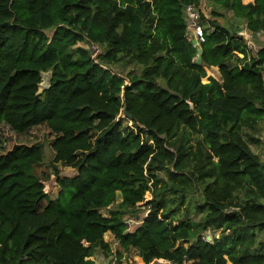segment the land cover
Listing matches in <instances>:
<instances>
[{"label":"trees","instance_id":"obj_1","mask_svg":"<svg viewBox=\"0 0 264 264\" xmlns=\"http://www.w3.org/2000/svg\"><path fill=\"white\" fill-rule=\"evenodd\" d=\"M200 5L0 0V125L17 134L43 127L61 188L58 203L45 206L49 193L35 174L42 144L0 150V264H95L98 251L120 264L133 250L144 264H264V163L240 133L264 121V45L254 55L244 36L202 15L210 30L199 64L185 11ZM211 5L264 40V0ZM87 41L102 48L96 58L78 46ZM128 63L142 70L126 84L109 68ZM211 68L221 81L204 83ZM59 165L77 173L63 177ZM160 172L187 186L168 189ZM200 183V199L186 208ZM141 207L146 215L129 230L126 217ZM208 231L220 235L206 242Z\"/></svg>","mask_w":264,"mask_h":264},{"label":"rangeland","instance_id":"obj_2","mask_svg":"<svg viewBox=\"0 0 264 264\" xmlns=\"http://www.w3.org/2000/svg\"><path fill=\"white\" fill-rule=\"evenodd\" d=\"M201 7L200 10L202 14L206 17V19L213 20L214 18L218 19L222 25H224L232 34H237L239 36H244V38H247V47L249 50L256 55L257 52L260 50V48L264 45V40L262 35H254L252 34L247 26L245 21L239 22L235 19L232 12H223V14L220 17L214 16L212 8V0H201ZM235 19V20H234ZM237 23V26L234 24ZM207 31L210 30L208 26H206ZM54 32H46L45 36L51 40ZM190 38V37H189ZM78 46L84 47L86 49H90L93 52L94 58H96L97 55L102 53V48L96 44V43H89L87 42H79ZM242 57V56H241ZM111 71H113L116 75L127 79L126 84H129V74H140L142 68L136 66L135 64L128 63V64H121L118 67H110ZM52 76V72H47L42 75V84L40 85L39 93H42L44 89L48 88L50 85V79ZM209 78H215L217 80L221 81V75L219 73L218 68H211L207 71V77L203 80L204 83L209 82ZM121 118H126L124 112L121 116ZM127 119V118H126ZM125 125H131L129 122H125ZM240 133L243 137V139L247 142L251 150L255 155H257L261 162L264 163V121L259 122L258 126L256 128H242L240 130ZM202 139V137H199ZM255 141H257L255 143ZM12 143L16 144H25V145H33V144H42L44 147V161L41 165L36 167L35 174L37 177L41 178L42 181L45 183L46 190L49 193V197L45 201V206L48 204V201H52V203H58L59 195L61 193V188L58 186L56 182V178L54 176V171L52 169V157H53V151L50 146V141L46 136V133L44 132V129L42 126L34 127L31 130H29L25 134H17L15 133L9 126L2 124L0 125V150H5L8 148ZM58 170L61 173V176L63 177H71L74 174H76V170L64 166L59 165ZM171 170H173V167H171ZM159 178L167 182V188L170 189L172 187L176 188L177 190L181 191V187L184 185V182L181 181V183H174L170 181V176L168 172H160L158 174ZM182 179V178H181ZM184 186H187L186 184ZM198 191L196 193L193 189H191V193L189 191V197L188 202L186 205V208L190 206V203L193 202L195 199L191 198H198V193L203 191L205 188V184L200 183L197 185ZM70 194H67L68 199L72 191L69 192ZM168 197H172L171 191L166 192ZM149 200H153L155 198V195H149ZM63 201L62 204H65ZM122 202V196L121 194H118L116 204L111 206L108 209L101 210L100 212L104 216H108L109 212L111 210L116 209L117 205ZM149 207H141L138 210H133L134 213H132V216L126 217V221L129 224V230H132L133 228L138 226L141 223V219L146 215L147 209ZM108 235V234H107ZM209 235L213 239L214 237H219L220 232H214L209 231ZM263 237V236H262ZM112 244V247L114 250H117V244L114 245L115 239L112 238L109 241ZM95 264H118L117 260L115 258H109L106 259L103 257V255L98 251L94 258H91ZM120 264H144L143 260L139 256L137 251H131L130 253H127L126 257L124 258L123 262ZM152 264H170L167 261L164 260H157L153 262Z\"/></svg>","mask_w":264,"mask_h":264},{"label":"built area","instance_id":"obj_3","mask_svg":"<svg viewBox=\"0 0 264 264\" xmlns=\"http://www.w3.org/2000/svg\"><path fill=\"white\" fill-rule=\"evenodd\" d=\"M185 12L187 20L188 39L192 43V45L197 49L198 47H201V45L206 41V27L203 25L202 22L203 14L200 8H197L195 6H188ZM193 42H195V44H193ZM203 240L206 242H212V238L209 235V231L203 236Z\"/></svg>","mask_w":264,"mask_h":264},{"label":"crops","instance_id":"obj_4","mask_svg":"<svg viewBox=\"0 0 264 264\" xmlns=\"http://www.w3.org/2000/svg\"><path fill=\"white\" fill-rule=\"evenodd\" d=\"M242 2H243V4H249V3H252L253 0H242ZM201 4H202V3H201ZM200 7H201V5H200ZM234 20H235V19H234ZM237 23H238V22H235L234 24L237 25ZM207 71H208V69H207ZM214 79H215V78H214ZM216 80H217V79H216ZM112 238H114V236H113L111 233H108V235L105 236V239H106V241H108V242H109L110 239H112ZM109 243H110V242H109ZM115 244H117L116 241L114 242V245H115ZM96 253H97V252H96ZM96 253H95V254H96ZM126 255H127V254L124 255V258L126 257ZM94 256H95V255H94ZM94 256H93L92 258H94ZM112 258H114V257H112ZM124 258L121 260V263L123 262ZM141 259H142V258H141Z\"/></svg>","mask_w":264,"mask_h":264},{"label":"water","instance_id":"obj_5","mask_svg":"<svg viewBox=\"0 0 264 264\" xmlns=\"http://www.w3.org/2000/svg\"><path fill=\"white\" fill-rule=\"evenodd\" d=\"M245 39L247 40V38H245ZM193 44H195V42H193ZM197 51H198L197 62L200 64V63H201V54H202V49H201V47H198V48H197ZM123 112H124L126 118H128V119H131V118H132V116L127 112V109H124Z\"/></svg>","mask_w":264,"mask_h":264}]
</instances>
